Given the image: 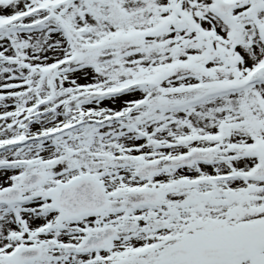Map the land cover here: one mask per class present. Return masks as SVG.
Instances as JSON below:
<instances>
[{"label":"snow or ice","instance_id":"obj_1","mask_svg":"<svg viewBox=\"0 0 264 264\" xmlns=\"http://www.w3.org/2000/svg\"><path fill=\"white\" fill-rule=\"evenodd\" d=\"M0 264H264V0H0Z\"/></svg>","mask_w":264,"mask_h":264}]
</instances>
